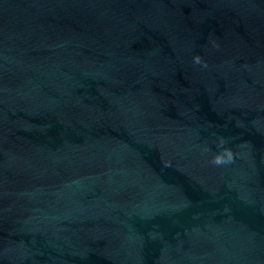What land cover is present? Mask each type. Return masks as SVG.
Listing matches in <instances>:
<instances>
[{
	"label": "water",
	"instance_id": "water-1",
	"mask_svg": "<svg viewBox=\"0 0 264 264\" xmlns=\"http://www.w3.org/2000/svg\"><path fill=\"white\" fill-rule=\"evenodd\" d=\"M0 264H264V0H0Z\"/></svg>",
	"mask_w": 264,
	"mask_h": 264
}]
</instances>
